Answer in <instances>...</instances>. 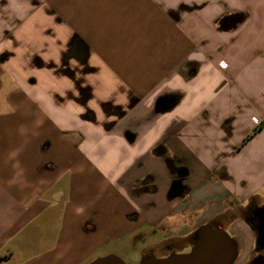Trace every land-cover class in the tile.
<instances>
[{
    "label": "crops",
    "instance_id": "obj_1",
    "mask_svg": "<svg viewBox=\"0 0 264 264\" xmlns=\"http://www.w3.org/2000/svg\"><path fill=\"white\" fill-rule=\"evenodd\" d=\"M261 186L264 0H0V264H86Z\"/></svg>",
    "mask_w": 264,
    "mask_h": 264
},
{
    "label": "flooded vegetation",
    "instance_id": "obj_2",
    "mask_svg": "<svg viewBox=\"0 0 264 264\" xmlns=\"http://www.w3.org/2000/svg\"><path fill=\"white\" fill-rule=\"evenodd\" d=\"M181 174L182 170H179L178 174L172 179L174 182H172V187L167 192L168 195L175 193V188L178 186L175 180L181 178ZM232 207L231 212L229 211L230 215L227 222L224 223L222 221V218L226 215L225 212L218 214L207 223L211 226H223L226 223H231L238 216L236 214L239 213V217L254 234L253 249L248 258V263L264 264V196L262 199L258 195L252 196L244 204L239 203ZM192 216L194 215L189 214L180 223H168L159 219L150 224L148 228H143L131 241L127 242L126 257H130V254L132 255V252H134L140 257V261L141 258L148 256L164 258L171 254L188 252L195 242L196 229L202 225L190 228V219ZM229 235L232 236L231 234ZM232 237L235 238L234 236ZM145 238H149V240ZM138 241H140L139 246H137ZM125 264L131 263L128 260V263L125 262Z\"/></svg>",
    "mask_w": 264,
    "mask_h": 264
},
{
    "label": "water",
    "instance_id": "obj_3",
    "mask_svg": "<svg viewBox=\"0 0 264 264\" xmlns=\"http://www.w3.org/2000/svg\"><path fill=\"white\" fill-rule=\"evenodd\" d=\"M236 241L219 225H202L195 232V242L186 253L164 258L143 257L137 264H232L237 256ZM86 264H125L116 254L96 257Z\"/></svg>",
    "mask_w": 264,
    "mask_h": 264
},
{
    "label": "rangeland",
    "instance_id": "obj_4",
    "mask_svg": "<svg viewBox=\"0 0 264 264\" xmlns=\"http://www.w3.org/2000/svg\"><path fill=\"white\" fill-rule=\"evenodd\" d=\"M222 177H228V175H226V174H224ZM226 180L227 181H229L230 180V178H226ZM222 181H223V179H219V181H218V183H217V187H219L220 185H221V183H222ZM232 181V180H231ZM235 185H239L240 187H248V186H250L251 184H250V182L248 181V180H246V178H243L242 180H240L239 182L237 181V180H233L232 181ZM257 193L258 194H263V195H261V196H259V198L260 199H262V197L264 196V187L263 186H261L260 188H258L257 189ZM231 212V211H230ZM230 212L229 213H226V215H224V217L222 218V221L225 223V222H227L228 220H229V215H230ZM238 215V217H239V213H237L236 214V216ZM145 237H148V236H145ZM145 239H148L149 240V238H145ZM238 239V238H237ZM127 239H125V240H122V241H119L117 244H115V245H109V246H106L103 250H102V252H101V254L100 255H106V254H108V253H116L117 255H119V257H121L125 262H127L128 263V260L130 261V263L131 264H137L138 263V261H139V256L136 254V253H134V252H132L133 254L131 255L130 254V257H126V255H125V251H126V249L128 248V246H127ZM139 242L140 241H138V244H137V246H139ZM238 243H240L239 244V246H238V256H237V259L236 260H238V261H242L244 258H245V256L247 255V253H248V251H247V249H246V245L245 244H242L241 243V241H239ZM235 260V261H236ZM234 264V263H233ZM245 264H249L248 263V261H246V263Z\"/></svg>",
    "mask_w": 264,
    "mask_h": 264
},
{
    "label": "built area",
    "instance_id": "obj_5",
    "mask_svg": "<svg viewBox=\"0 0 264 264\" xmlns=\"http://www.w3.org/2000/svg\"><path fill=\"white\" fill-rule=\"evenodd\" d=\"M219 66L220 67H225V64L223 62H219ZM252 120L255 122V123H259V121L257 120V118H252Z\"/></svg>",
    "mask_w": 264,
    "mask_h": 264
},
{
    "label": "trees",
    "instance_id": "obj_6",
    "mask_svg": "<svg viewBox=\"0 0 264 264\" xmlns=\"http://www.w3.org/2000/svg\"><path fill=\"white\" fill-rule=\"evenodd\" d=\"M255 130H257V128H256V129H254L253 131H255Z\"/></svg>",
    "mask_w": 264,
    "mask_h": 264
}]
</instances>
